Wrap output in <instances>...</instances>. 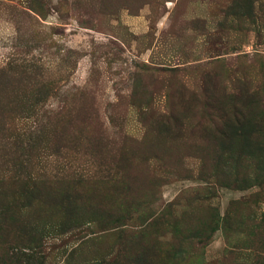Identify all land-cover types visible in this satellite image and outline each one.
Segmentation results:
<instances>
[{"label": "rangeland", "instance_id": "1", "mask_svg": "<svg viewBox=\"0 0 264 264\" xmlns=\"http://www.w3.org/2000/svg\"><path fill=\"white\" fill-rule=\"evenodd\" d=\"M0 264H264V0H0Z\"/></svg>", "mask_w": 264, "mask_h": 264}]
</instances>
